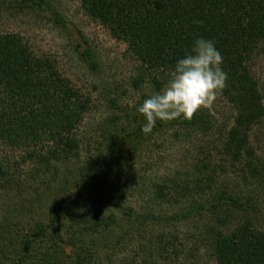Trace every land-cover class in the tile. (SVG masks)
<instances>
[{
	"label": "trees",
	"instance_id": "obj_1",
	"mask_svg": "<svg viewBox=\"0 0 264 264\" xmlns=\"http://www.w3.org/2000/svg\"><path fill=\"white\" fill-rule=\"evenodd\" d=\"M1 1L0 11L12 17L30 14L40 21L47 20L69 37L68 22L48 0ZM81 7L127 46L139 66L131 82L136 90L148 86L159 92L176 61L190 52L196 39L212 40L227 73L226 86L217 97L231 107L233 121L219 133V146L213 144L212 149L204 150L191 179L180 184L177 179L164 178L150 189L152 204L159 207L192 202L191 207L181 208L177 214L162 215L150 207L128 210L125 206L130 185L125 162L136 158V143L167 129L208 134L212 131L209 111L205 114L199 110L191 120H157L149 134L141 130L145 123L141 114L139 126L134 129L116 125L111 144L96 167L87 171L81 168L65 182L64 192L73 196L84 195L87 190L100 194L101 188L105 193L100 194L103 204L106 201L113 210L123 212L126 222L167 227L169 232L157 239L165 263L180 264L185 256L177 251L178 236L171 231L174 224L196 218L206 220L201 242L216 264H264V223L256 203L264 198V163L257 159L251 145V132L264 119V96L255 73L258 60L264 57V0H81ZM83 47V43L76 42V55L94 68L92 54ZM56 62L38 56L24 35L0 33V144L23 154L14 166L9 159L0 158L2 193L29 191L40 200L44 197L42 190L56 184L61 170L82 161L80 130L93 110L92 99L62 74ZM117 102L113 99L111 105L115 107ZM110 158L119 160L109 162ZM105 174H109L108 180L101 179ZM231 175L238 177L233 183ZM71 187L75 188L72 192ZM241 215L244 220L231 227V221L236 222ZM119 224L115 215L96 214L79 226L90 237H96ZM14 228L12 225L0 232L2 239L13 237ZM47 232L56 234L35 229L22 238L19 247L23 253L30 254L33 242L44 240ZM120 241L111 242V254L98 264H126L111 259Z\"/></svg>",
	"mask_w": 264,
	"mask_h": 264
},
{
	"label": "rangeland",
	"instance_id": "obj_2",
	"mask_svg": "<svg viewBox=\"0 0 264 264\" xmlns=\"http://www.w3.org/2000/svg\"><path fill=\"white\" fill-rule=\"evenodd\" d=\"M48 2L68 22L69 37L47 20L40 21L30 14L12 17L3 10L0 11V33H20L29 40L38 56L55 59L62 74L92 99L93 110L86 116L80 130L82 161L61 170L56 184L49 190H42L44 197L36 200L35 195L33 197L27 193L29 191L0 192V232L9 226L15 227L13 237L5 235L7 239L3 240L0 234V264H98L111 254V242L116 239L121 241L120 244L114 243L117 253L111 259L117 263L124 261L127 264V259L137 261V264H176L172 261L165 263L160 258L157 239L162 233L169 232L167 227H143L126 222L123 212L113 210L106 201L103 204L100 197L105 193L101 192V188L99 192L102 195L89 190L80 195L82 197L64 192L65 182L73 179L81 168L87 171L96 167L101 154L111 144L116 125L127 130L139 126L140 113L135 105L155 92L148 86L142 91L132 87L131 82L139 72L138 64L124 43L115 40L105 27L84 12L81 0ZM77 41L84 44L83 50L89 49L94 68L79 60L75 52ZM255 73L264 96V57L258 60ZM113 99L118 100L115 107L111 105ZM200 111L205 114L210 112L211 116L207 115V118L212 122V131L208 134L195 130L167 129L144 142H134L138 145L136 158H128L124 167L128 171L130 185L125 206L128 210L136 208L142 211L150 207L156 213L172 216L181 208L191 207L192 202L191 205L159 207L152 204L149 191L164 178L177 179L180 184L187 182L196 171L195 166L202 159L204 150L209 151L213 144L219 146V133L233 121L231 107L217 97L210 107ZM251 145L257 159L264 163V119L251 132ZM21 155L0 144V158L9 159L13 166L15 162H20ZM117 160L110 158L108 161ZM22 170L25 173L28 171ZM25 173L23 178L26 177ZM109 177V174H105L101 179L108 180ZM236 179V175H231L232 183ZM243 187L242 184L241 189ZM74 189L71 187V192ZM244 193L249 192L246 190ZM62 201L64 203L61 204ZM256 203L264 223V198H258ZM96 214L99 217L115 215L120 224L109 233L90 237L79 224ZM243 216L236 222L231 221L230 226L242 222ZM205 223L206 220L191 218L174 224L175 228L171 231H176L174 234L178 236L177 251L185 254L180 264H216L201 242ZM35 229L55 231L56 234L47 232L44 240L34 241L32 252L26 255L19 242Z\"/></svg>",
	"mask_w": 264,
	"mask_h": 264
},
{
	"label": "clouds",
	"instance_id": "obj_3",
	"mask_svg": "<svg viewBox=\"0 0 264 264\" xmlns=\"http://www.w3.org/2000/svg\"><path fill=\"white\" fill-rule=\"evenodd\" d=\"M222 63L212 40L196 39L190 52L176 61L166 85L138 107L145 120L142 132L152 133L157 120H191L199 110L210 107L226 86Z\"/></svg>",
	"mask_w": 264,
	"mask_h": 264
}]
</instances>
